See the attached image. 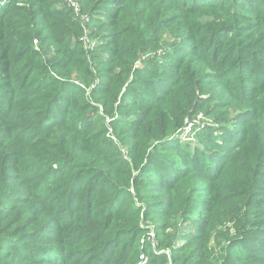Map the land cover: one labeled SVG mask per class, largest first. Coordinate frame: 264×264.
<instances>
[{"label":"trees","instance_id":"16d2710c","mask_svg":"<svg viewBox=\"0 0 264 264\" xmlns=\"http://www.w3.org/2000/svg\"><path fill=\"white\" fill-rule=\"evenodd\" d=\"M15 1L0 11V264L10 262L8 243L24 230V246L57 245L49 257H28L39 264H137L140 213L128 211L130 221L117 224L129 197L141 202L143 193L192 181L199 214L187 212L192 201L174 211L161 194L146 205L162 252L147 245L145 264H167V251L173 263L190 264L179 253L209 240L227 217L236 219L234 233L216 264H264V0H77L79 16L62 0ZM98 11L107 32L97 28ZM86 27L100 40L92 56L79 40ZM180 85L191 99L170 126L164 111L183 104L174 94ZM238 97L251 107L235 120L228 109ZM209 101L219 127L201 133L199 156L166 141ZM107 121L126 152L108 136ZM78 239L96 243L73 249Z\"/></svg>","mask_w":264,"mask_h":264},{"label":"rangeland","instance_id":"374dc122","mask_svg":"<svg viewBox=\"0 0 264 264\" xmlns=\"http://www.w3.org/2000/svg\"><path fill=\"white\" fill-rule=\"evenodd\" d=\"M19 2L20 0H16L15 1L16 5H18ZM62 4L63 6L67 5L71 7L68 4L67 0H62ZM6 7H7L6 0H0V11L4 10ZM71 8L73 9V7ZM105 11H108V10H105ZM96 15L99 18V21L97 22V25H98L97 28H99V31L101 33L107 32L108 23H109L107 20V17L103 14L102 11H98ZM85 21H86V16H85ZM94 30L95 28L92 29L90 27H86L83 29L84 35L86 34V37L82 34H80L79 36V40H82V43H83L82 46H84L83 48H85L84 50L89 52L90 56L98 52L97 46L100 43V40L98 37L93 38L94 34L92 37V33ZM161 39H164V42H170L172 38H171V35L169 34L165 35V33H163ZM33 44L35 48L38 50L40 49V46L42 47V45L40 44V41H38L37 39L33 41ZM43 49H46V48H43ZM91 68L94 69L95 67L92 66ZM80 82L83 87L84 85H86V84H83L84 83L83 81H80ZM95 82L96 81L93 82V85ZM174 94H176L179 98H181L183 104L176 105L174 108H168L167 110L164 111V115L169 114L170 116V122H169L170 126L174 124L173 112L175 110H179V111L186 110L187 109L186 105H188L191 99V93L189 89L183 85L178 86L175 89ZM198 95L201 98L207 97V94L201 93L200 90H198ZM15 101L17 102L18 100H15ZM212 102L213 101H209L205 103L204 106L200 108L201 110L197 112V114L189 116V117L188 116L185 117L183 121L184 122L183 126L179 128L178 130H176L174 133H172L170 136H168V138H166V141H169L170 143H179L181 145L187 144L188 149L190 148L193 149V147H195V150L200 149L199 152H196V155L199 156L204 150V145L202 144V142H200L201 136L204 134H201V133H203V131H207L206 129L208 128L214 130L219 127L217 123L218 122L217 120L218 110L214 107V104ZM210 103H212V105L209 106ZM14 107L15 108L22 107V109L26 108L24 104H16V106ZM250 107H251L250 105L245 104L244 101L240 97H238V99L235 102H233V104H231V108L228 109L229 117L236 114L234 119L238 120L245 116L244 113H247ZM128 111H134L133 106L128 107ZM43 112H44L43 107H40L38 110L32 111V115L37 118L41 116ZM226 117L229 119L227 115ZM18 121L19 123L22 124V123H25L26 120H24V118H20V120L18 119ZM79 123L81 124L82 121H80ZM104 127L108 129V136L114 139V143L118 144V147L126 152L129 146L124 143V140L121 141L118 137H116L113 134L112 127L110 126L108 121L106 122ZM104 127L100 126V129H104ZM161 127L162 125H160L157 128L158 131L160 130ZM236 127L237 125L233 124L231 126V129L234 131V129L235 130L237 129ZM57 130H60V128H57ZM99 131L102 132V130H99ZM214 132L215 134H217V130H215ZM19 145L21 148L32 151L30 146H25L24 144H19ZM152 145L158 146L159 144L157 141H153ZM195 150H193L192 152H195ZM41 153L42 151L38 152L35 150L33 152V155H40ZM234 173L235 171H231V174H234ZM195 186H197L196 182L192 181V182L187 183L186 185H181V183L179 184L175 183L171 187H165V190H162V191L160 190L153 191V192H149L148 194H144L142 192L145 198L141 202L135 201L131 199L130 197H129V200L123 199V196L119 197L118 203L121 202L122 204H125V201L128 200V204L126 202L125 206H128L129 208L122 216L118 217L117 224L123 225L127 223L128 221H130L131 215L129 214L128 211H131L134 209L138 211V213H140V224H141V227L145 230L143 233L144 235H142V239L140 240V249L141 251H143V253L140 255V262H137V264L138 263L145 264L149 260V253H148L147 245H150L152 247L151 251L154 252L155 254H160L162 252V250L160 251L156 249V245L158 244L157 238H156V231H155L156 229L155 222H154L156 221V219L154 217L153 218L148 217L146 219L145 215L143 214L146 211V205L148 203H152L158 200V197H156L155 195L161 194L162 199H164V201L170 202L169 204L174 205V211H176L177 209L179 211V205L182 207H184L185 205L188 206L189 202L192 201L191 203L193 204V206L192 208L188 209L187 212L190 213L191 215H197L199 214V209L201 208V204L203 200L199 196L200 194H198L199 192L198 189L194 188ZM18 188L20 189L25 188L26 189L25 191H28V187H25V186L24 187L20 186ZM21 195L24 197L25 194H21ZM25 198H28V197H25ZM32 202L33 201L30 200L29 204L32 205ZM103 204L106 205V201L104 199H103ZM36 205H39V202H37ZM229 218L230 217H227V219H223V222H220L218 224L216 223L213 226V228L210 230L208 234V236H210L209 240L207 239L205 241H201L198 243H191L188 246L189 248H187L188 251H186L185 253H181V252L179 253L181 254V257H184L187 253V256L192 259L190 264H201L200 260L207 261L204 264H216L223 255L222 253L227 243L226 238L229 236V234L234 233V226L236 223V219L235 218L229 219ZM173 220L174 218L170 220V223H169L170 228H173L172 226ZM159 227L161 230V226ZM27 232L28 230L22 231L21 234H17L18 237H16V240H13L11 243H8L9 250L6 254L7 260H10L8 264H39L37 261L29 260L28 257L31 256L33 252L37 251V254L41 256L45 255L44 257H49L50 254L53 255L57 252V245H52V244L37 245V244H33L37 242H30V243H27L28 246H24L21 243H19V235L20 236L23 235L24 237H27L28 234H25ZM172 232L173 231L168 228L167 231L165 232V237L171 234ZM162 234L164 233L162 232ZM160 237L162 236L160 235ZM75 243H78V244L74 245L73 249L77 250V249L82 248V249H85L86 251H90L94 243L96 242H93L91 239H78L76 240ZM173 245L178 246L179 243L175 242ZM39 249H40V252H39ZM44 251L46 252L45 254L43 253ZM167 255H168L167 264H175L173 263V260L169 258V251H167Z\"/></svg>","mask_w":264,"mask_h":264},{"label":"built area","instance_id":"2783aa9c","mask_svg":"<svg viewBox=\"0 0 264 264\" xmlns=\"http://www.w3.org/2000/svg\"><path fill=\"white\" fill-rule=\"evenodd\" d=\"M68 1V4L73 7V11L75 13L76 16H79V13H80V7H79V4L77 2V0H67ZM84 20H85V16H83ZM87 20V18H86ZM86 37V34L84 35Z\"/></svg>","mask_w":264,"mask_h":264}]
</instances>
